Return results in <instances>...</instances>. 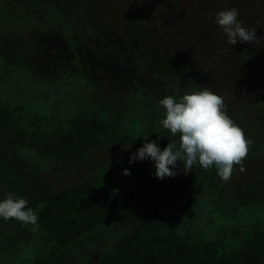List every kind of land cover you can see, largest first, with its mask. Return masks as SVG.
<instances>
[{
    "label": "trees",
    "instance_id": "obj_1",
    "mask_svg": "<svg viewBox=\"0 0 264 264\" xmlns=\"http://www.w3.org/2000/svg\"><path fill=\"white\" fill-rule=\"evenodd\" d=\"M25 1L0 0V200L39 219L0 218V264H264V0ZM229 8L260 43H228ZM203 87L253 141L245 171L129 163L178 139L159 100ZM92 191L102 210L65 241L57 202Z\"/></svg>",
    "mask_w": 264,
    "mask_h": 264
},
{
    "label": "clouds",
    "instance_id": "obj_2",
    "mask_svg": "<svg viewBox=\"0 0 264 264\" xmlns=\"http://www.w3.org/2000/svg\"><path fill=\"white\" fill-rule=\"evenodd\" d=\"M238 15L236 8H229L218 12L215 17L228 43H260L256 28L249 30L242 26ZM159 105L165 109L160 125L178 139L169 140L161 150L157 143L162 138L161 134H157V140L151 142H147L146 136V142L131 154L129 163L151 160L155 166L153 175L157 179L174 178L177 175L175 169L181 165L180 170L185 175L192 172L197 164L205 170L214 167L224 182L231 179L236 166L241 172L245 171L243 162L253 141L246 137L244 129L228 114L222 95L203 87L185 91L179 98L165 96L159 100ZM123 174L130 175V171L125 169ZM27 205V199L9 192L5 199L0 200V218L35 226L39 217Z\"/></svg>",
    "mask_w": 264,
    "mask_h": 264
},
{
    "label": "rangeland",
    "instance_id": "obj_3",
    "mask_svg": "<svg viewBox=\"0 0 264 264\" xmlns=\"http://www.w3.org/2000/svg\"><path fill=\"white\" fill-rule=\"evenodd\" d=\"M9 1H11V0H9ZM19 1L21 2V4H18V5L24 4V6H25V4L27 3L25 0H19ZM36 3H38V0H36ZM4 8L6 11L7 10L6 5ZM121 12H122V10H120V13ZM120 13L118 11L117 14H120ZM120 15H124V12H122ZM69 92H70V89H69ZM16 96L19 97V95H16ZM15 99H13V100H15ZM1 107L2 106H0V108ZM76 196L77 197L68 195L69 199L67 198L65 200H62L60 203H59V201L57 202V204H59L60 206L62 204L64 207H69L68 209L70 211V212L69 211L66 212V209H64V210L59 209V211L55 212V218L57 219V222H58L57 228H60V230L63 233H65L68 237L65 241H69L71 238L75 237V235H77V233H79L78 231L86 229L87 226H89V225H86V223L89 224V221H91L93 219L92 213H94L96 211H101L103 206H104V197L102 194H98V193L95 194V192L92 191L91 193L87 194L88 197L86 195H82V194H78V195L76 194ZM71 213H74L75 216H77V215L80 216V215L84 214V217L81 216V219L79 222H77V224L72 225V226L71 225L68 226L66 224V220L72 218ZM220 219L225 220L223 218V216H221ZM68 227H69V229H68ZM233 229H234V226L231 225V230H233ZM247 236H248V238H250V237H252V234L248 233ZM27 264H32V263L27 262Z\"/></svg>",
    "mask_w": 264,
    "mask_h": 264
}]
</instances>
